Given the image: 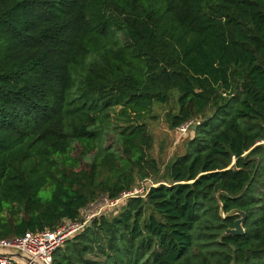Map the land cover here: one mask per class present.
<instances>
[{"label": "trees", "instance_id": "obj_1", "mask_svg": "<svg viewBox=\"0 0 264 264\" xmlns=\"http://www.w3.org/2000/svg\"><path fill=\"white\" fill-rule=\"evenodd\" d=\"M170 104L196 127L160 175ZM263 141L264 0H0V241L153 180L52 264H264Z\"/></svg>", "mask_w": 264, "mask_h": 264}, {"label": "built area", "instance_id": "obj_2", "mask_svg": "<svg viewBox=\"0 0 264 264\" xmlns=\"http://www.w3.org/2000/svg\"><path fill=\"white\" fill-rule=\"evenodd\" d=\"M191 126H193V122L185 123L177 128V131L184 135ZM260 144H264V141ZM158 185L146 180L132 190L122 192L114 200L101 196L81 211L78 220L73 222L67 221L52 231L27 232L18 238L1 240L0 249L9 251L11 254H19L22 257L28 258L34 264H52V256L55 251L73 236L80 233L88 224L99 218L106 209H115L121 203L133 198H144L151 188ZM0 264L25 263L21 260L0 257Z\"/></svg>", "mask_w": 264, "mask_h": 264}, {"label": "rangeland", "instance_id": "obj_3", "mask_svg": "<svg viewBox=\"0 0 264 264\" xmlns=\"http://www.w3.org/2000/svg\"><path fill=\"white\" fill-rule=\"evenodd\" d=\"M171 108L173 109L172 104L162 106L156 105L153 107V111L150 114H147L146 117L141 121L147 125V129L152 137L153 145L151 154L158 162L160 175L163 174L170 161H172L177 156L184 154L185 143L194 135L193 133L189 132L190 129L184 135L178 133L177 129H169L168 122L166 120V114ZM144 181L139 182V184ZM148 181L158 184L153 180ZM159 184L162 183L160 182ZM41 194L47 198L49 197L50 192L44 191ZM108 210L110 209H106L103 214ZM107 215L111 216V213L108 212Z\"/></svg>", "mask_w": 264, "mask_h": 264}, {"label": "water", "instance_id": "obj_4", "mask_svg": "<svg viewBox=\"0 0 264 264\" xmlns=\"http://www.w3.org/2000/svg\"><path fill=\"white\" fill-rule=\"evenodd\" d=\"M196 127V125L193 126V129ZM219 216L221 219L225 220L234 216H238V218L233 223V228L226 230L225 234L230 235L233 237H241L244 235V229L242 227V224L244 223L246 219V214L239 210H232L228 213H224L221 204H219ZM90 224L87 225L89 227ZM0 257L14 259V260H21L25 264H34L32 263L28 258L22 257L19 254H11L9 251H4V249H0Z\"/></svg>", "mask_w": 264, "mask_h": 264}]
</instances>
